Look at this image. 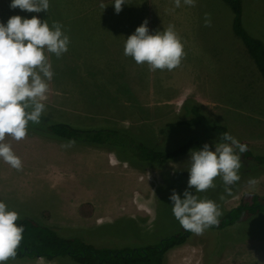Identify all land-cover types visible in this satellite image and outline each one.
Segmentation results:
<instances>
[{
    "label": "rangeland",
    "instance_id": "obj_1",
    "mask_svg": "<svg viewBox=\"0 0 264 264\" xmlns=\"http://www.w3.org/2000/svg\"><path fill=\"white\" fill-rule=\"evenodd\" d=\"M206 3L212 23L211 27L204 23L207 33L201 49L206 47L203 56L207 67L214 64L213 70L223 72L217 82L221 87L218 98L225 105L210 104L204 111L226 125L241 143L255 135L264 139L262 72L234 32L231 5L220 7L217 0ZM128 13L129 19L136 17L130 9ZM242 13L247 32L264 44V0H242ZM108 41V45H115L109 50L112 57L124 56L121 42L116 43L115 38ZM94 44L85 48L90 54L98 52V44ZM127 77L52 79L41 121L80 128L120 127L158 149L178 147L193 136L212 150L223 142L213 132L209 118L196 125H167L181 112L175 105L179 99L159 105L154 96L149 97L145 66L141 73H129ZM215 81L211 79L210 84ZM69 141L75 143L66 146ZM5 142L22 159L23 168L18 171L0 158V200L21 218H34L63 237L72 236L97 248L120 250L156 243L161 237L184 230L173 215L170 195L175 190L183 198L191 152L203 146L164 163H139L122 159L107 145L59 137L32 122L25 139L16 141L6 136ZM246 143L254 153L264 151V140ZM241 161V179L230 193L220 177L206 192L190 191L201 199L215 201L223 214L239 204L251 203L255 195L264 196V164L245 153ZM85 202L92 204L89 214L80 211ZM244 218L223 228L210 227L203 235L191 233L184 244L165 253L162 264H264V209ZM50 260L24 257L10 259L7 264H78L68 254Z\"/></svg>",
    "mask_w": 264,
    "mask_h": 264
},
{
    "label": "clouds",
    "instance_id": "obj_2",
    "mask_svg": "<svg viewBox=\"0 0 264 264\" xmlns=\"http://www.w3.org/2000/svg\"><path fill=\"white\" fill-rule=\"evenodd\" d=\"M127 0H114L118 14ZM185 5L196 6V0H183ZM176 8L181 0H174ZM10 8L27 12H47L49 0H11ZM104 9L106 5L101 4ZM206 27H211V15L205 13ZM69 36L63 31L60 22L53 21L51 26L39 16L25 18L11 16L7 23L0 22V158L16 170H22V159L14 152L12 145L5 142L6 136L16 141L26 138L29 122L39 124L46 112L49 82L54 71L48 53L60 58L68 51ZM124 55L130 56L137 64H147L151 71H172L179 67L186 53L184 42L174 25L163 31L150 33L147 19L128 36ZM223 142L215 144L212 150L208 143L200 150L191 152L188 186L183 198L175 190L170 195L173 202L172 212L181 227L196 235L219 224L222 216L220 206L208 198H199L195 193L214 188L217 177L222 178L225 190L240 181L242 167L241 154L247 145L241 143L229 132L221 136ZM69 141L66 146H72ZM249 183H255L250 180ZM17 211L9 209L0 200V264L14 259L23 239L24 227L17 223Z\"/></svg>",
    "mask_w": 264,
    "mask_h": 264
},
{
    "label": "crops",
    "instance_id": "obj_3",
    "mask_svg": "<svg viewBox=\"0 0 264 264\" xmlns=\"http://www.w3.org/2000/svg\"><path fill=\"white\" fill-rule=\"evenodd\" d=\"M217 1L220 7L228 3L226 0ZM49 2L50 7L47 12L34 13L19 8L12 9L9 7L11 0H0V22L6 24L13 15L25 18L35 15L41 20L46 19L50 26L53 21L63 25V31L70 38L68 51L60 58L55 54H47L54 71L53 79H127L129 73H141L145 66L148 80L152 83L148 81V95L154 96L159 105L170 104L179 99L175 105L181 108L187 98H194L203 109L210 104L225 105V102H220L221 99L218 98L221 87L217 82L222 78L223 72L213 70L214 64H211L212 67H207V58L203 56L206 47L204 46V50L201 49V42L207 33L204 27L205 13L209 12L207 0H196L195 7L185 5L181 0L179 8L175 7L174 0H127L128 3L122 5V10L118 14L115 11L114 0H49ZM101 4L106 7L103 9ZM129 9L136 15L135 18L129 19ZM212 11L215 12L214 7ZM145 19L148 21L150 33L163 31L169 25L175 26L182 37L186 53L179 67L172 71L167 69L151 71L146 63L137 64L132 57L124 55L123 47L126 39ZM129 21L135 22L131 24ZM113 33L114 37L111 36ZM101 36H105L107 40H103ZM113 38L117 39L116 43L121 42V53L124 56L112 57L109 54V50L115 45H108V39L111 41ZM90 43L98 44L96 54H90L85 49ZM211 79L216 81L210 84ZM137 94L142 93L137 90ZM168 94L173 96L172 99L167 97ZM253 140L264 139H258L256 135L247 139V141Z\"/></svg>",
    "mask_w": 264,
    "mask_h": 264
},
{
    "label": "trees",
    "instance_id": "obj_4",
    "mask_svg": "<svg viewBox=\"0 0 264 264\" xmlns=\"http://www.w3.org/2000/svg\"><path fill=\"white\" fill-rule=\"evenodd\" d=\"M234 12L233 29L239 36L249 53L255 59L264 78V44L262 40L250 35L242 23V0H226ZM209 118L212 122V130L221 139L224 132H229L226 125L218 122L206 114L201 104L194 98H187L181 107V112L172 123L178 125H196L203 119ZM212 118V119H211ZM41 120H43L41 118ZM56 136L85 141L86 143L107 145L115 150L122 159L133 160L139 163H164L171 159L187 154L192 149H197L205 143L193 136L178 147L170 149H158L145 142L140 137L133 135L128 130L120 127L80 128L65 122H40L35 124ZM232 134V133H231ZM247 145L246 142H242ZM246 156L254 158L260 164H264V151L254 153L247 145ZM264 209V196H257L251 203L239 204L219 218L217 228L226 227L229 224L240 222L244 217H249ZM92 204L83 203L80 207L82 214H89ZM245 215V216H244ZM18 224L23 225V239L17 250L15 258L45 257L53 259L68 254L78 264H162L165 253L188 240L191 232L185 230L161 237L156 243L129 247L125 250L113 248H97L72 236L63 237L55 228L47 224L38 223L34 218H20Z\"/></svg>",
    "mask_w": 264,
    "mask_h": 264
},
{
    "label": "flooded vegetation",
    "instance_id": "obj_5",
    "mask_svg": "<svg viewBox=\"0 0 264 264\" xmlns=\"http://www.w3.org/2000/svg\"><path fill=\"white\" fill-rule=\"evenodd\" d=\"M186 232V231H185ZM189 236V235H188Z\"/></svg>",
    "mask_w": 264,
    "mask_h": 264
}]
</instances>
